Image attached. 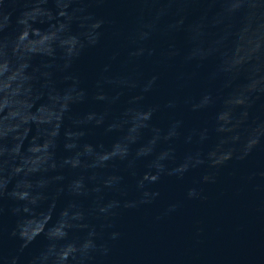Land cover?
<instances>
[{
    "label": "water",
    "instance_id": "95a60500",
    "mask_svg": "<svg viewBox=\"0 0 264 264\" xmlns=\"http://www.w3.org/2000/svg\"><path fill=\"white\" fill-rule=\"evenodd\" d=\"M264 84V0H0V264H196Z\"/></svg>",
    "mask_w": 264,
    "mask_h": 264
}]
</instances>
